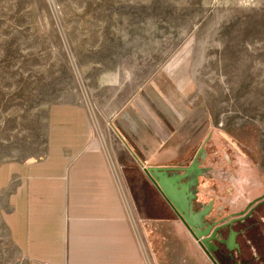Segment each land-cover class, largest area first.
I'll use <instances>...</instances> for the list:
<instances>
[{"label":"rangeland","instance_id":"rangeland-1","mask_svg":"<svg viewBox=\"0 0 264 264\" xmlns=\"http://www.w3.org/2000/svg\"><path fill=\"white\" fill-rule=\"evenodd\" d=\"M54 104L86 111L150 264H213L174 222L146 239L145 205L162 197L132 151L145 165L195 162L179 180L205 216L264 196V0H0V163L45 156ZM4 207L0 195V264H30Z\"/></svg>","mask_w":264,"mask_h":264},{"label":"crops","instance_id":"crops-1","mask_svg":"<svg viewBox=\"0 0 264 264\" xmlns=\"http://www.w3.org/2000/svg\"><path fill=\"white\" fill-rule=\"evenodd\" d=\"M92 139L93 130L84 109L79 105L54 104L45 156L32 161L11 158L0 163V195L4 196L6 207L2 208V216L10 241L30 264H150L118 175L105 150L94 145ZM181 184L178 180L175 185L176 196L181 193ZM152 185L162 200L153 206L145 205L146 239H166L169 223L174 222L208 258L170 203ZM258 196L260 200L264 198L259 193L248 200ZM189 198L190 218L207 211ZM219 203L228 206L230 212L236 208L226 198ZM248 205L247 201L243 204L245 208ZM263 207L264 204L256 203L249 216L221 230L223 237L228 236L229 228L237 232V247L217 243L215 256L220 263L249 264L251 260L264 264V250L257 248L264 238L260 234L261 239L250 236V232L260 230L257 225ZM225 208L213 204L211 212L204 214V221L225 218L226 214L219 212Z\"/></svg>","mask_w":264,"mask_h":264},{"label":"water","instance_id":"water-1","mask_svg":"<svg viewBox=\"0 0 264 264\" xmlns=\"http://www.w3.org/2000/svg\"><path fill=\"white\" fill-rule=\"evenodd\" d=\"M122 139L124 143L128 146V148L131 149V147L124 140V138ZM132 153L134 157L137 159L138 163L142 166L144 173L147 175L150 181L155 185V187L160 191V193L163 195L166 201L170 203L171 207L177 213V215L182 220V222L184 223L190 234L197 241L198 245L205 252V254L208 256L211 262L213 264H219L213 253L214 250L218 248V245L215 244V242L224 243L229 248L237 247V243L235 242V236L237 234L236 231L229 228L228 236L222 237V231L219 230L225 227H229L237 219H243L244 217L249 216L253 210L252 207L250 206L259 199L251 201L247 209L235 213L233 217H231L230 219L223 218L221 220H216L211 222L204 221L205 218L204 214L207 212L205 211V213H202V216L199 220H194L188 216L189 213L188 207L190 205V201L187 198L190 197V193H189L190 183L189 182L183 183L181 185L182 191L185 192L188 190L187 191L188 196L185 197V202L182 203L181 206L175 195L177 193L175 191V185L177 184L181 176L188 175L190 174V172L195 171L196 163L192 162L190 163L189 166L186 167L164 166V165H154V164L145 165L133 151ZM181 171H183L182 173L184 174H180L179 172ZM192 198L193 196L189 199Z\"/></svg>","mask_w":264,"mask_h":264},{"label":"flooded vegetation","instance_id":"flooded-vegetation-1","mask_svg":"<svg viewBox=\"0 0 264 264\" xmlns=\"http://www.w3.org/2000/svg\"><path fill=\"white\" fill-rule=\"evenodd\" d=\"M149 180H150V179H149ZM187 191H188V190H187ZM187 191H185V192H184V191H182V190H181V193H180V195L178 194V195L176 196V198L178 199L179 203H180V202H182V201H183L182 203H184V202H185V197H186V194H188V192H187ZM186 192H187V193H186ZM162 196H163V195H162ZM164 199H165V198H164ZM204 212H205V211H204ZM202 213H203V211H202V212H200V213H199V214H197V215H199V216H202ZM222 229H223V228H222ZM222 229H220L219 231H221ZM222 237H223V233H222ZM217 243L219 244L220 242H215V244H217ZM217 249H218V248H217ZM217 249H216V250H217ZM216 250H214V252H213V253H215V251H216Z\"/></svg>","mask_w":264,"mask_h":264},{"label":"bare ground","instance_id":"bare-ground-1","mask_svg":"<svg viewBox=\"0 0 264 264\" xmlns=\"http://www.w3.org/2000/svg\"><path fill=\"white\" fill-rule=\"evenodd\" d=\"M201 218V216H199V215H195V216H193V219L194 220H199Z\"/></svg>","mask_w":264,"mask_h":264},{"label":"trees","instance_id":"trees-1","mask_svg":"<svg viewBox=\"0 0 264 264\" xmlns=\"http://www.w3.org/2000/svg\"><path fill=\"white\" fill-rule=\"evenodd\" d=\"M135 153L139 156L138 152L134 149Z\"/></svg>","mask_w":264,"mask_h":264}]
</instances>
